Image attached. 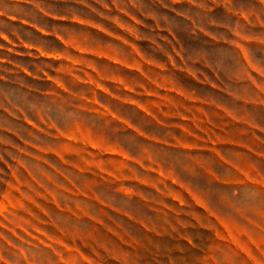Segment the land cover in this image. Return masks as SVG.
Returning a JSON list of instances; mask_svg holds the SVG:
<instances>
[{
    "label": "rangeland",
    "instance_id": "1",
    "mask_svg": "<svg viewBox=\"0 0 264 264\" xmlns=\"http://www.w3.org/2000/svg\"><path fill=\"white\" fill-rule=\"evenodd\" d=\"M17 1L0 10L41 24L57 6ZM60 14L63 58L14 57L48 81L0 64L18 83L0 84V264H264V0H60ZM198 49L223 94L176 69Z\"/></svg>",
    "mask_w": 264,
    "mask_h": 264
},
{
    "label": "crops",
    "instance_id": "2",
    "mask_svg": "<svg viewBox=\"0 0 264 264\" xmlns=\"http://www.w3.org/2000/svg\"><path fill=\"white\" fill-rule=\"evenodd\" d=\"M56 4L57 6L55 11L43 7H40L38 10H36L38 11L39 17L44 19L42 23H48V25H51V27L47 26V28L45 27V25L39 23L38 20L31 19L25 14H19L18 10L17 12H13L10 9L8 11L2 9L0 10V17H2L4 21L14 23L22 27H26L27 29L34 31L38 36L44 38L45 40L52 39L57 43V48L54 49L46 44L28 40L23 34L19 32L4 31L0 29V64L9 65V67L12 68V72H19V74H22V76L25 77L37 79L39 81L49 80L47 70H43L42 72L37 73L31 68L20 66L18 63H16L14 57H27L34 59L41 58L44 60H48L51 58H56L57 60H60V57H64V50L68 48L69 42L67 41V38L60 33V23H63L64 21L68 20V18L60 14V0H57ZM17 5L30 7L31 5H34V3L30 0H20L17 1ZM77 19L78 22H81L79 18ZM186 21L192 24L189 18H186ZM194 21L195 20H193V22ZM203 32L204 31L202 29L194 30V27L192 26V31L190 35L192 37L197 34L203 35ZM222 41L224 42L225 40H222L217 36H215V39L211 40V42L213 43ZM60 45L62 46L61 51ZM237 47L240 48V50L242 51V58L250 66L248 54L245 53L242 44H237ZM73 49H75L74 46ZM77 53L80 54V50H77ZM175 57H178L179 59L183 60V64L185 65L184 67L183 65L177 66L176 69L185 71L188 76L192 78L194 83H197L202 87L206 86L209 90H212L216 93H224V77L222 74L223 68H221L217 62H211L210 56L206 51L198 49L196 52L191 54L177 52L175 54ZM188 64H191V67L188 66ZM0 84H6L8 89L15 88L18 85L15 79H11L10 77L4 76H0ZM177 90L181 91L180 88H177ZM10 98L11 96L8 93L6 94L5 98L0 97V102H10ZM185 98L189 102H212L209 99H204L196 95H185ZM0 110H4L1 104Z\"/></svg>",
    "mask_w": 264,
    "mask_h": 264
}]
</instances>
